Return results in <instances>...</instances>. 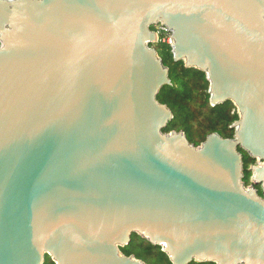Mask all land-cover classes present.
Masks as SVG:
<instances>
[{
	"label": "water",
	"instance_id": "95a60500",
	"mask_svg": "<svg viewBox=\"0 0 264 264\" xmlns=\"http://www.w3.org/2000/svg\"><path fill=\"white\" fill-rule=\"evenodd\" d=\"M158 25L233 137L164 131ZM134 234L172 264H264V0H0V264H148Z\"/></svg>",
	"mask_w": 264,
	"mask_h": 264
},
{
	"label": "trees",
	"instance_id": "16d2710c",
	"mask_svg": "<svg viewBox=\"0 0 264 264\" xmlns=\"http://www.w3.org/2000/svg\"><path fill=\"white\" fill-rule=\"evenodd\" d=\"M165 35L160 36V41L155 47L158 49L164 63L170 68L171 84L164 86L158 99L167 104L174 113V119L164 131L183 129L190 142L200 145L207 136L218 132L224 137H233L234 129L231 125L239 119L237 107L228 102L212 106L210 82L207 75L196 68H187L183 61H175L171 44L164 41ZM201 93V97L198 94ZM256 162L245 154V181L250 184L251 172L248 168ZM260 194L262 191L260 190ZM126 255H134L148 264H172L169 256L162 251L160 246H155L142 239L139 235L132 236V242L122 247ZM45 264H55L50 256L46 257ZM191 264H216L214 262H193Z\"/></svg>",
	"mask_w": 264,
	"mask_h": 264
},
{
	"label": "built area",
	"instance_id": "2783aa9c",
	"mask_svg": "<svg viewBox=\"0 0 264 264\" xmlns=\"http://www.w3.org/2000/svg\"><path fill=\"white\" fill-rule=\"evenodd\" d=\"M154 29L158 32L159 36L162 34L165 35L164 41H167L170 44L172 43L171 33L165 26L158 25Z\"/></svg>",
	"mask_w": 264,
	"mask_h": 264
},
{
	"label": "rangeland",
	"instance_id": "374dc122",
	"mask_svg": "<svg viewBox=\"0 0 264 264\" xmlns=\"http://www.w3.org/2000/svg\"><path fill=\"white\" fill-rule=\"evenodd\" d=\"M153 46L156 45L155 43L152 44ZM198 97L200 98L201 97V93L198 94ZM180 131H184L183 129H180ZM185 132V131H184ZM252 165V164H251Z\"/></svg>",
	"mask_w": 264,
	"mask_h": 264
}]
</instances>
